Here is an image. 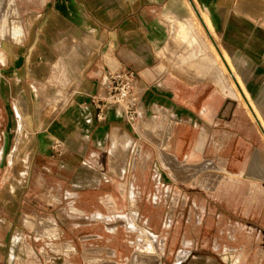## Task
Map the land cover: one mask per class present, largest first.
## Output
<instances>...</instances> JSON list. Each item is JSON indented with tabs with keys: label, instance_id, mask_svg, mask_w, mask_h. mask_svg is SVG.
<instances>
[{
	"label": "crops",
	"instance_id": "1",
	"mask_svg": "<svg viewBox=\"0 0 264 264\" xmlns=\"http://www.w3.org/2000/svg\"><path fill=\"white\" fill-rule=\"evenodd\" d=\"M14 3L18 14L11 19L20 26L22 39L7 40L13 48L11 63L7 61L10 47L2 42L6 61L0 62L15 64L24 56L25 64L11 73L0 72V155L6 156L12 147L15 149L17 133L12 134V130L18 127L19 112L23 128L20 141L32 160L33 172L57 179L18 187L23 193L22 199L14 203L17 205L14 212L17 210L18 214L26 204V192L35 190L42 191L41 195L50 191V197L61 202L68 200L71 193L81 194L79 203L85 215L110 217L102 212L106 202L120 199L126 188L120 180L122 176L113 169L112 151L116 152L118 140L137 142L138 131L137 123L130 125L120 108L110 107L107 118L98 119L93 96L100 91L107 71L124 66L134 68L138 72L140 109L148 116L159 111L168 113L167 126L170 124L172 132L162 144L167 158L178 160L176 154L168 152L174 125L178 126L174 142L180 150L187 129L202 123L204 128L196 130L194 142L198 144L191 155L202 154L210 140L219 103L224 102L219 99V91L230 97V88L221 85L213 72L217 62L213 53H204L202 35L193 21L196 12L201 15V19L197 17L204 30L218 37L217 46L264 126V0H14ZM184 23L192 31V57L191 53L186 56L182 42L188 49L189 44L177 33ZM201 25L198 23L202 31ZM27 79L34 81L39 101L34 100ZM234 91L239 99L235 88ZM235 134L237 146L256 141L250 130L243 128ZM131 151L132 147L128 158ZM259 155L263 158L256 153L254 159H259ZM256 167L262 173L264 164ZM225 171L230 176L245 175ZM133 196L131 189L130 197ZM114 216L136 228L130 215L114 213ZM95 229L90 227L85 235H90V231L97 234ZM16 234L19 232L0 229V264H13L11 255L20 252L16 249H23L22 241L14 240L19 237Z\"/></svg>",
	"mask_w": 264,
	"mask_h": 264
},
{
	"label": "rangeland",
	"instance_id": "2",
	"mask_svg": "<svg viewBox=\"0 0 264 264\" xmlns=\"http://www.w3.org/2000/svg\"><path fill=\"white\" fill-rule=\"evenodd\" d=\"M196 13L201 19L200 13ZM9 14L15 15L11 8ZM197 15L194 13L193 21L202 35L204 53H213L208 41L211 39L220 51L218 37L200 30ZM182 44L189 56L192 50ZM24 64V56L15 64L0 62V72L11 73L22 69ZM213 72L221 85L230 88V97L219 91V99L225 103H219L210 140L200 155L191 154L198 144L194 142L196 130L204 128L202 123L187 129L180 150L174 142L178 126H173L168 152L176 154L179 161L174 157L169 159L162 146L168 113L164 112V116L159 111L148 116L139 108L137 142L118 140V157L112 151L114 169L122 176L120 180L126 188L113 204L106 202L102 212L110 217L85 215L79 203L81 194L71 193L68 200L61 202L52 199L50 191H43L49 195L46 196L35 190L26 192V204L19 214L17 210L14 212L17 209L14 203L23 197L18 187L57 180L33 172L23 142H19L16 150L23 134L18 112V127L12 130V134L19 132L15 149L12 147L6 156L0 155V229L19 232L14 240L22 241L23 246L16 249L20 252L12 254L10 261L13 264H264V169L259 173L253 165L256 153L264 156V127L239 101L230 75L217 62ZM230 74L234 78V73ZM27 81L34 100L39 101L34 81ZM136 96L139 105L140 94L137 92ZM243 128L250 130L256 141L237 146L235 133ZM204 162H214L232 173L245 175L230 176L229 172L187 165ZM114 213L130 215L136 228L129 227L125 219L115 217ZM93 226L97 234L90 229V235L86 236ZM145 246H152L151 250Z\"/></svg>",
	"mask_w": 264,
	"mask_h": 264
},
{
	"label": "bare ground",
	"instance_id": "3",
	"mask_svg": "<svg viewBox=\"0 0 264 264\" xmlns=\"http://www.w3.org/2000/svg\"><path fill=\"white\" fill-rule=\"evenodd\" d=\"M4 3H6V6H5V4ZM10 8H11V11L12 12H14L15 13V16L18 14L17 13V10H16V7H15V3H14V0H1L0 1V57H1V59L5 62L6 61V58L4 57V54H6L5 53V50H4V43L6 42V44H7V40L9 39L10 41L13 39V40H15V41H20L21 39H22V34H23V32H22V30H21V28H20V26L18 25V24H16V22L14 21V20H12L11 19V17L13 16V15H11V14H9L10 13ZM203 18V17H202ZM17 18H15V20H16ZM203 21H204V19H203ZM201 22V21H200ZM199 22V23H200ZM202 23V22H201ZM201 23H200V25H201ZM204 23H205V21H204ZM181 25V28H179V30H178V32L177 33H179V35L180 36H182L183 37V39L186 41V43H188L189 44V47H190V49L192 50L191 51V56L190 57H192L193 55H194V51H193V49H192V41H191V39L193 38L192 37V31H191V29H190V27L189 26H187V25H185V23L184 24H180ZM199 25V26H200ZM203 25V24H202ZM202 25H201V27H202ZM205 25H206V23H205ZM204 26V25H203ZM207 26V25H206ZM205 28V27H204ZM204 28L202 27V30H204ZM207 29H208V27H207ZM206 30V29H205ZM204 30V32H206ZM209 30V29H208ZM210 32V31H209ZM25 38V37H24ZM207 38H209V37H207ZM9 41V42H10ZM209 42H210V44L212 45V49H213V57H215L216 58V61L221 65V67L226 71V73H228L229 75H231L230 74V72H233L234 73V71L232 70V68H231V66L228 64V62H227V60H226V58H225V56H224V54L222 53V51L220 52L219 50H218V48L216 47V45L214 44V42H213V44L215 45V47H216V49L218 50V52H219V54H220V56H221V58H220V56H219V54L217 53V51H216V49H215V47H214V45L211 43V41L210 40H208ZM2 42H4V43H2ZM23 42V41H22ZM13 43H15V42H13ZM9 45V44H8ZM17 45H18V43H17ZM8 47H10V45L8 46ZM10 50H9V53H10V56H7L8 58L7 59H10V60H7L9 63H11L12 62V56H13V52H12V50H11V48H9ZM84 51V50H83ZM210 57V56H209ZM197 58V57H196ZM207 58V56L206 57H204L203 59L205 60ZM192 60V59H191ZM203 60V61H204ZM224 61V63H225V65H224V63H223V61ZM58 61V60H57ZM56 61V62H57ZM7 62V63H8ZM58 63V62H57ZM205 64H207V66H210V62H207V63H205ZM56 65V64H55ZM55 67H57V66H55ZM227 67V68H226ZM209 68V67H208ZM229 71V72H228ZM230 78H231V83L233 84V86H234V88H235V90H236V92H237V95H238V97H239V99L241 100V102H243L244 103V105L247 107V109H248V111H249V113L251 114V116L253 117V119L254 120H256V118L259 120V122H260V119H259V117H258V115H257V113L255 112V110H254V108L252 107V104H251V102H250V100L248 99V95L246 96V94H245V92H244V90H243V88H242V86L240 85V83H239V81H238V79H237V77H236V75H235V73H234V78L232 77V75L230 76ZM107 76H105V79H104V82L106 83L107 82ZM71 80V79H70ZM136 91L138 92L139 91V89L138 88H136ZM244 96L247 98V100H248V102L245 100V98H244ZM141 103H142V101L140 100V98H139V108L141 107ZM251 107H250V106ZM20 115V114H19ZM21 117V116H20ZM140 117H141V115H140ZM19 119V118H18ZM20 120V119H19ZM141 120V119H140ZM261 123V122H260ZM20 124V123H19ZM261 125H262V123H261ZM258 126V125H257ZM263 126V125H262ZM20 127V126H19ZM264 127V126H263ZM19 131V130H18ZM171 132H172V130H171V126H170V124L167 126V128H166V139H169L170 138V136H171ZM17 133H19V132H17ZM23 133V132H22ZM19 135V134H18ZM165 138H164V140H166ZM19 142H20V137H19V139H18V143H17V148H16V150H18V144H19ZM163 146V145H162ZM167 146V142H165L164 143V147H166ZM114 155L115 156H117L118 157V155L116 154V152H114ZM253 165L255 166H261V165H263L264 164V156H263V158H261L260 157V155H259V159H254V161H253ZM185 164H187V163H185ZM187 165H193V166H195V167H200V168H205V169H209L210 171H214V172H219V173H228L227 171H225L222 167H221V165H219V164H216V163H214V162H204V163H196V164H187ZM112 166L114 167V164H113V161H112ZM255 166V167H256ZM194 167V168H195ZM254 168V167H253ZM114 169V168H113ZM216 169H218V171H216ZM230 174V173H229ZM111 204H113V203H111ZM117 209V208H116ZM43 228V227H42ZM41 228V229H42ZM50 229H51V227H50ZM52 230V229H51ZM151 247L152 246H145V248L149 251V250H151ZM183 251V250H182ZM185 251V250H184ZM150 253V252H149ZM182 253H184V252H182ZM186 253V252H185ZM48 258V257H47Z\"/></svg>",
	"mask_w": 264,
	"mask_h": 264
},
{
	"label": "built area",
	"instance_id": "4",
	"mask_svg": "<svg viewBox=\"0 0 264 264\" xmlns=\"http://www.w3.org/2000/svg\"><path fill=\"white\" fill-rule=\"evenodd\" d=\"M107 76V82H104ZM138 72L129 66H124L116 71H107L103 76L100 91L93 96V103L98 109L99 120L107 118V109L120 108L126 121L133 125L137 122L138 103L136 96Z\"/></svg>",
	"mask_w": 264,
	"mask_h": 264
}]
</instances>
